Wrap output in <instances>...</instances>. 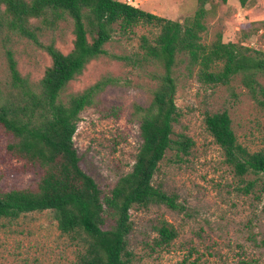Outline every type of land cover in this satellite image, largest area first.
<instances>
[{
  "label": "trees",
  "instance_id": "1",
  "mask_svg": "<svg viewBox=\"0 0 264 264\" xmlns=\"http://www.w3.org/2000/svg\"><path fill=\"white\" fill-rule=\"evenodd\" d=\"M211 1L197 0L194 15L181 22L123 0H0V28L32 39L51 57V64L35 84L22 76L14 53L7 50L10 84L4 92L0 88V131L7 137L8 154L21 163L22 171H33L38 179L24 188H0V218L17 219L25 213L53 210L61 232L81 248L77 264H134V254L129 249L134 227L132 209L152 204L185 209L176 194L153 183L168 150H175L176 160H183L196 144L184 132L174 138V125L182 116L176 102L175 66L186 61L190 70H196L203 86L227 85L240 75L243 85L264 106V86L258 78L264 75V51L226 42L221 35L211 43L203 41L210 13L207 4ZM255 1L239 0L243 7ZM68 18L75 36L68 53L54 42L41 44L38 35L43 27L34 20L54 28ZM140 25L155 29L158 34L140 37L143 51L134 59L114 57L129 63H151L162 70L155 76L158 85L151 102L146 106L134 104L141 144L133 168L107 194L81 167L74 137L81 113L94 105L99 93L115 79H101L71 94L67 101L60 95L92 60L108 53L105 45L117 30L125 35ZM260 95L262 98H258ZM105 116L118 115L110 110ZM204 125L221 148L224 162L244 182L237 190L247 195L253 193L256 180H243L254 174L263 178L255 195L262 199L264 149L251 151L239 143L228 110L205 111ZM155 230L154 245L158 247L169 245L178 235L167 220H161ZM239 264L256 263L243 259Z\"/></svg>",
  "mask_w": 264,
  "mask_h": 264
},
{
  "label": "rangeland",
  "instance_id": "2",
  "mask_svg": "<svg viewBox=\"0 0 264 264\" xmlns=\"http://www.w3.org/2000/svg\"><path fill=\"white\" fill-rule=\"evenodd\" d=\"M163 17L179 20L194 15L197 0H123ZM208 29L203 41L211 43L219 35L223 40L241 43L264 51V0L248 7L239 0H212L207 4ZM43 27L38 39L41 44L54 42L64 53L74 44L73 23L61 20L54 28L38 20ZM118 28V25H116ZM150 38L158 31L137 26L123 35L117 30L106 43L107 54L92 60L83 73L70 81L60 98L67 101L71 94L81 92L101 79L113 78L99 93L94 105L81 113L75 134L80 165L107 194L115 182L132 170L141 144L139 118L134 104L148 105L158 85L155 76L161 68L154 64L129 63L114 55L131 56L140 48V37ZM7 50H11L23 77L37 84L51 57L41 45L18 33L0 28V88L10 84ZM181 57V55H180ZM177 79L176 102L182 116L175 123L178 133L189 134L196 141L191 153L176 160L175 150H168L159 163L153 183L170 194H176L183 210L152 204L133 208V231L129 249L134 264H239L243 259L264 264V195L257 198L263 178L248 174L244 180H256L253 193L237 190L244 182L235 177L224 162L219 145L206 130L204 112L228 110L239 143L251 151L264 149V106L253 97L237 75L230 84L203 86L196 70L187 62L174 68ZM264 86V75H260ZM262 98V96H258ZM264 99V98H263ZM110 110L117 117L105 116ZM7 137L0 131V188H24L37 181L33 171H22L21 163L6 150ZM169 221L177 237L167 246L154 245L155 226ZM80 246L58 227L53 210L22 214L17 219L0 218V264H77Z\"/></svg>",
  "mask_w": 264,
  "mask_h": 264
},
{
  "label": "built area",
  "instance_id": "3",
  "mask_svg": "<svg viewBox=\"0 0 264 264\" xmlns=\"http://www.w3.org/2000/svg\"><path fill=\"white\" fill-rule=\"evenodd\" d=\"M130 1V0H129Z\"/></svg>",
  "mask_w": 264,
  "mask_h": 264
},
{
  "label": "crops",
  "instance_id": "4",
  "mask_svg": "<svg viewBox=\"0 0 264 264\" xmlns=\"http://www.w3.org/2000/svg\"><path fill=\"white\" fill-rule=\"evenodd\" d=\"M131 1V0H130Z\"/></svg>",
  "mask_w": 264,
  "mask_h": 264
}]
</instances>
